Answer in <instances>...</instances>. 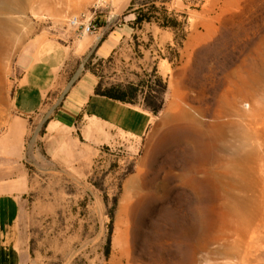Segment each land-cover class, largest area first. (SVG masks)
Listing matches in <instances>:
<instances>
[{"label": "rangeland", "instance_id": "rangeland-1", "mask_svg": "<svg viewBox=\"0 0 264 264\" xmlns=\"http://www.w3.org/2000/svg\"><path fill=\"white\" fill-rule=\"evenodd\" d=\"M74 16L92 20L96 32L72 24ZM115 29L121 33L115 48L100 57L101 39ZM56 36L71 57L50 92L48 115L30 119L24 159L7 161L13 166L1 172L24 176L23 264H167L171 250L172 264H188L186 246L175 258L184 231L179 220L189 203L186 188L204 178L201 169L209 165L206 141L216 135L210 122L220 110L227 121L228 164L233 160L247 187L227 207L194 200L195 221L208 228L195 246L214 249L219 243L208 241L212 234L232 240L257 227L263 239L246 263L264 264V153L255 147L264 129L247 128L264 101V0H34L14 12L0 10V138L13 116V90L36 45ZM88 70L104 87L143 88L136 105L159 106L157 112L148 109L152 120L143 135L59 112L64 91ZM173 100L178 105L171 108ZM249 132L257 149L243 159L235 146ZM206 251L200 249L194 264H207L201 256ZM236 260L218 257L208 264Z\"/></svg>", "mask_w": 264, "mask_h": 264}, {"label": "crops", "instance_id": "crops-1", "mask_svg": "<svg viewBox=\"0 0 264 264\" xmlns=\"http://www.w3.org/2000/svg\"><path fill=\"white\" fill-rule=\"evenodd\" d=\"M115 29L101 39L98 46L100 57H106L120 38ZM70 47L60 37H47L36 45L21 78L11 96L13 116L6 134L0 138L1 154L6 162L0 166V264H23L27 242L23 237L19 220L23 194L24 176L20 179L2 176L13 165L12 159L23 160L26 153V137L30 119L48 115L50 92L54 90L70 60ZM100 76L88 70L64 91L59 112L69 118L84 116L101 126L125 132L133 136L143 135L152 120L148 109L142 105L111 98L96 92ZM104 88V85H102ZM50 133V120L46 127ZM17 183L22 189L16 190Z\"/></svg>", "mask_w": 264, "mask_h": 264}, {"label": "bare ground", "instance_id": "bare-ground-1", "mask_svg": "<svg viewBox=\"0 0 264 264\" xmlns=\"http://www.w3.org/2000/svg\"><path fill=\"white\" fill-rule=\"evenodd\" d=\"M33 1L34 0H0V10L1 11L14 12V11L22 9L26 4L31 3ZM236 73H239V72L236 71ZM251 75H252V73H250V76ZM258 75L260 77L261 74H258ZM254 78H255V76H254ZM246 81H248V80L246 79ZM253 82L254 81H252L251 84H253ZM259 101H260V99H259ZM229 103H230V100H229ZM177 105H178V103L176 102V100H173L171 108H173L174 106H177ZM216 110L218 111V109H216ZM214 113H215L213 116L214 118H213V120H211L210 124L216 130V135L210 137L207 141L205 140L206 145L210 146V150L208 152V158H206V159H209V165L207 167H204L201 169L204 178L203 177L198 178V179H197V177L195 179L193 178L194 182H192L193 184L191 185V187L186 188V195L189 199L188 200L189 203L185 209L186 211L184 212L182 218L179 220L178 227H180V229L181 228L184 229V231H183V233H181L177 237V247H176L177 249L175 250L176 251L175 252V258L181 257L180 252L186 246V248L188 249L189 258H190L188 261V264H194L195 259L199 256L198 252L200 251V249L207 250L205 253L201 254L203 260L207 264L209 262L211 263L213 261H216L218 257L227 258L230 256L237 258V260L235 261V264H247L246 262L249 260L248 258L250 257L249 256V253H251L250 251L255 249L258 245H260L261 241L263 239L262 234L257 231L258 230L257 227H254L253 230H251L250 228L249 229L247 228V227H249L248 226L249 223L246 225L247 231L243 235H241L239 237H235L232 240H230L228 237L223 238L220 235L218 236V234L216 236H214V234H212L210 240L208 239V241H210L211 243L212 242L219 243V246H217L214 249H208L207 243H206L207 245H204V246H200V247L195 246L196 243H195L194 239L196 240V236L199 233H205L207 226L205 225V222H204V226H203L202 224L197 223L195 221V211H194V207H193L194 200H197V201L198 200H202V201L207 200L209 202L213 201V200H215V201L218 200V202L222 205V207H227L229 205V203L231 202V200L235 201V200L239 199V197L242 195V192L247 187V184L244 183V181H243V180H245L243 178L244 175L240 174L236 170L235 166L232 165L233 160L230 162V164H228L229 159L231 157H228V155H227L229 149H228L226 135L228 133L226 132L227 134H225V132H224V130H225L224 128L227 125V121L222 118L224 115L223 110H220V112L218 114L215 111H214ZM181 114L189 117L193 123L200 124V119L197 116L191 115V113L188 112L187 110L182 109ZM201 114H202V112H201ZM258 114H259V116L258 117L256 116L257 118L254 117L256 119H252L247 123L248 129H253V130L254 129L257 130V129H261V128L264 129V101L262 102L261 108L258 110ZM230 116H231V114H230ZM227 117H229V116H227ZM207 127H209V126H207ZM232 130H234V129H232ZM262 134L263 133H261L259 135L261 136ZM251 138L255 139L256 137L253 136L252 133L249 132L248 135H246V141H244V142L241 141L240 143H238L235 146L236 156L239 155V157L241 156L243 159H247L251 156V153L254 152L253 150L257 149L255 147H258V149L260 148L259 150L262 151V152H259L257 154L262 155L264 153V140L259 141V142L256 141V146L252 147L251 146V143H252ZM254 154H255V152H254ZM252 158H253V156H252ZM233 159H234V157H233ZM239 179H241V183L239 182ZM199 216H201V215H199ZM210 226H211V222L209 224V229H210ZM207 233H209V232H207ZM209 234H211V233H209ZM202 245H203V242H202ZM183 252L184 251H182V253ZM168 255L165 254L166 263L172 264L171 261L173 260L172 256H174V252L171 250V252H168ZM184 260H186V259H184Z\"/></svg>", "mask_w": 264, "mask_h": 264}, {"label": "trees", "instance_id": "trees-1", "mask_svg": "<svg viewBox=\"0 0 264 264\" xmlns=\"http://www.w3.org/2000/svg\"><path fill=\"white\" fill-rule=\"evenodd\" d=\"M142 16H138L136 18L137 22H141ZM153 88L150 89V91H152ZM146 91V90H145ZM96 92L106 95L108 97L111 98H115V99H119L122 101H126V102H132L135 103L136 102V97L140 94L144 92V89L141 88L138 85H133V84H128L127 86H122V85H110V86H106L104 88H102V84L101 82L98 83L97 87H96ZM146 93V92H144ZM145 97H147V94H145ZM144 107L147 109H151L154 112H157L159 110V106H152L149 103H145Z\"/></svg>", "mask_w": 264, "mask_h": 264}, {"label": "built area", "instance_id": "built-area-1", "mask_svg": "<svg viewBox=\"0 0 264 264\" xmlns=\"http://www.w3.org/2000/svg\"><path fill=\"white\" fill-rule=\"evenodd\" d=\"M72 24L74 25H77V24H80V25H83V28L84 30H86L87 32H91V33H94L96 32L97 30V27L95 25V23H93L92 20H87L86 22H80V18L79 16H74L71 20Z\"/></svg>", "mask_w": 264, "mask_h": 264}]
</instances>
